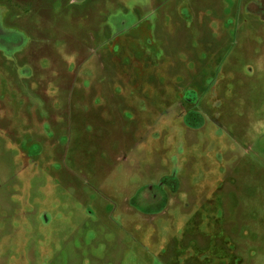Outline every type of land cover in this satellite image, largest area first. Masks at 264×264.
Returning a JSON list of instances; mask_svg holds the SVG:
<instances>
[{
	"label": "rangeland",
	"instance_id": "rangeland-1",
	"mask_svg": "<svg viewBox=\"0 0 264 264\" xmlns=\"http://www.w3.org/2000/svg\"><path fill=\"white\" fill-rule=\"evenodd\" d=\"M230 3L0 0L7 25L26 38L21 49H0V264H166V248L191 229V211L197 205L205 212L200 203L212 212L214 203L224 209L222 221L236 247L232 254L241 264H264V89L258 87L264 86V41L259 40L264 23L237 34L224 28ZM156 12L152 25L141 21L121 34L130 15L133 22L126 28ZM249 38L260 75L249 83L254 153L241 150L238 160L228 153L226 160L234 158L226 163L229 177L217 189L212 185L220 179L218 167L195 155L202 162L191 170L203 176L192 187L197 177L190 176L185 153L175 156L164 103L188 87L193 65L196 80H206L200 62L223 59L230 47ZM209 42L216 43L214 50ZM207 96L217 111L219 94ZM252 141L240 138L237 145L249 150L245 144ZM170 157L178 168L183 161L178 192L158 215L144 216L152 228L137 227L131 243L121 244L130 235L114 223L118 212ZM201 214L202 236L190 235L186 245L191 238L208 239L204 233L210 226ZM215 236L226 237L221 229ZM185 259L178 256L175 264Z\"/></svg>",
	"mask_w": 264,
	"mask_h": 264
},
{
	"label": "flooded vegetation",
	"instance_id": "flooded-vegetation-1",
	"mask_svg": "<svg viewBox=\"0 0 264 264\" xmlns=\"http://www.w3.org/2000/svg\"><path fill=\"white\" fill-rule=\"evenodd\" d=\"M82 1L84 0H75L74 2ZM151 1L155 4V0ZM122 9L128 11L130 8L123 7ZM225 15L230 19L224 21V28L233 30L237 34L239 30L242 31L249 25L250 27L253 26V23L254 26L255 24L264 23V0H231V3L225 8ZM133 16L135 17V15ZM241 16L243 17L240 23ZM252 16L254 17L253 22L250 20ZM7 17L8 11L0 5V45L2 46L0 49L5 52L21 49L26 39L19 29L7 25ZM129 17L127 21L122 22L121 34L126 33L141 21L144 24L152 25L158 19L157 12L151 18L149 16L142 19L135 17L136 22L126 28L125 26L129 22H133V17L131 15ZM248 19L250 21L246 24ZM10 31L13 33L9 36L4 34ZM259 40L264 41L262 38H259ZM208 46L214 50L217 45L215 42H209ZM115 51L118 52V49L116 48ZM233 62H236V64H230ZM200 65L207 79L201 82L197 81L196 74L198 70L193 65L191 74L194 78L189 82L188 87L186 89L177 88L178 98L173 97L171 101H168V104H164L169 109L168 122L172 127L170 133L175 141V156L179 157L180 153L187 155L188 170L191 173L195 154L200 155L208 167L209 164L213 165L215 170L217 166L221 173L215 171V174L220 175L216 186L220 187L229 177L225 171L226 163L229 160L233 162L234 159L231 157L226 160V155L228 153L235 154L238 160L241 156L239 153L241 150L244 153H254V96L251 95L254 89L251 88L249 83L260 78V75L256 74L254 70V38L242 39V43L238 46L230 47L223 59L213 60L212 62L211 59L202 61ZM258 87L264 89V86ZM209 93L219 94L217 111L211 110V102L207 96ZM216 114H219L217 121L220 125L216 122ZM215 125H219L220 128ZM165 134L164 130L161 137L163 138ZM246 137L253 140L251 143L245 144L250 145L249 150L243 147L239 149L240 146L237 145V140ZM260 150L264 151V148ZM168 162L169 164L165 161L158 163L153 180H147L145 175L142 174L145 177L144 183L118 212V219L114 223L119 226L121 234L130 235L128 236L129 241H121V244L131 243L132 234L137 227L144 232L152 228L153 221L149 222L144 216L158 215L166 204H170L172 194L178 192L176 190L181 185L178 179L183 172L181 167L183 161H179L180 168L177 167V162H172L171 157L168 158ZM201 162L202 160L199 159V163ZM211 170L213 171V169ZM214 187L215 185H212V189ZM169 210L167 209L165 214ZM217 211L221 218L220 229L226 237L221 239L220 242V252L223 258L217 259L214 264H241V260L232 254L236 251V247H234L235 250L232 248V239L229 235L231 230H227L225 222L222 221L225 218L224 209L221 210V207L218 206ZM250 225L247 227L248 230H251ZM155 232H153V235ZM121 234L117 236L120 240ZM194 242L200 243L196 249L193 248ZM205 246L209 248V239L204 240L203 237L199 239L191 238L184 246L185 251L180 255H175V261L177 262L178 256H182L186 257L184 263L187 264H210L209 250ZM239 249L241 250L242 246ZM175 261L166 264H175Z\"/></svg>",
	"mask_w": 264,
	"mask_h": 264
},
{
	"label": "trees",
	"instance_id": "trees-1",
	"mask_svg": "<svg viewBox=\"0 0 264 264\" xmlns=\"http://www.w3.org/2000/svg\"><path fill=\"white\" fill-rule=\"evenodd\" d=\"M195 155H197V154H195ZM214 158H217V157H214ZM194 163H199V159H196L194 157ZM211 166L214 167L213 165H211ZM189 174H190V176L194 174L195 177H197L195 182L191 183L192 187L193 186H199L201 184V181L199 179L202 177V173L200 171H197L195 173H193V172L191 173L189 171ZM208 195H210V192L208 193ZM199 205L201 206V208L206 207L205 212L201 211L197 207V205H196L195 209L193 211H191L193 213L192 219L190 221L191 222V224H190L191 225V229L189 231L183 233L182 237L179 240L174 241L173 246L171 248H169L168 250H166V254L167 255L162 257V259L165 261V263H169V262L175 261V255L176 254L180 255L181 253H183L185 251L184 250V246L186 245V239L188 237H190V235L192 237L197 236V235L202 236L201 233H200V230L202 232V229L200 227H201V223L203 222L204 217L202 216L201 213H204V215L207 218L208 225L210 226V228L208 230V233H206V234H208V239H210L209 248H208L209 256L211 257L212 255L217 254L218 252L221 251L220 250V242H221V240H218L216 238V236H215V233L218 232V230L220 229V225H221V218L219 217V214H218V211H217V208H218L217 205H219V203H216V204L214 203L213 208L215 210L213 212L210 211L208 209V206H206L205 204L203 205V203H200ZM194 233H195V235H194ZM147 243L150 244L149 240H147ZM171 245H172L171 241H169V245L168 246L170 247ZM171 252H173V260L169 261L168 260V255ZM199 253H200V249H199ZM222 258H223V255H221L219 257V260L222 259ZM184 261H183V264H187L186 262L184 263ZM214 263L215 262L213 261V259H210V264H214Z\"/></svg>",
	"mask_w": 264,
	"mask_h": 264
},
{
	"label": "water",
	"instance_id": "water-1",
	"mask_svg": "<svg viewBox=\"0 0 264 264\" xmlns=\"http://www.w3.org/2000/svg\"><path fill=\"white\" fill-rule=\"evenodd\" d=\"M76 1H80V0H76ZM0 48H2V46L0 45Z\"/></svg>",
	"mask_w": 264,
	"mask_h": 264
},
{
	"label": "bare ground",
	"instance_id": "bare-ground-1",
	"mask_svg": "<svg viewBox=\"0 0 264 264\" xmlns=\"http://www.w3.org/2000/svg\"><path fill=\"white\" fill-rule=\"evenodd\" d=\"M72 1H75V0H72ZM126 8V7H125ZM128 18H130V17H128Z\"/></svg>",
	"mask_w": 264,
	"mask_h": 264
}]
</instances>
